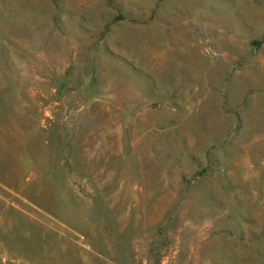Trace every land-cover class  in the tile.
I'll return each mask as SVG.
<instances>
[{"label": "rangeland", "instance_id": "rangeland-1", "mask_svg": "<svg viewBox=\"0 0 264 264\" xmlns=\"http://www.w3.org/2000/svg\"><path fill=\"white\" fill-rule=\"evenodd\" d=\"M0 264H264V0H0Z\"/></svg>", "mask_w": 264, "mask_h": 264}]
</instances>
